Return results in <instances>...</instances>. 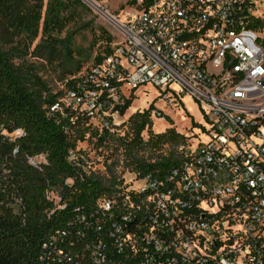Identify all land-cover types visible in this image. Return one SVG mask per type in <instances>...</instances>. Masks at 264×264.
<instances>
[{
  "label": "built area",
  "instance_id": "obj_1",
  "mask_svg": "<svg viewBox=\"0 0 264 264\" xmlns=\"http://www.w3.org/2000/svg\"><path fill=\"white\" fill-rule=\"evenodd\" d=\"M126 2L113 20L120 42L51 112L113 133L124 99L152 87L168 105L192 98L204 138L178 144V164L161 175L129 173L98 203L109 243L93 264H264V16L253 14L264 0ZM151 116L165 120L158 107Z\"/></svg>",
  "mask_w": 264,
  "mask_h": 264
},
{
  "label": "trees",
  "instance_id": "obj_2",
  "mask_svg": "<svg viewBox=\"0 0 264 264\" xmlns=\"http://www.w3.org/2000/svg\"><path fill=\"white\" fill-rule=\"evenodd\" d=\"M70 1L0 0V264H93L98 252L105 253L98 245L101 241L108 245L109 239L104 227L96 229L94 211L123 181L111 177L106 186L101 176L88 173L80 156L76 162L69 160V151L79 154L78 143L87 135L103 146L127 123L130 130L122 141L130 150L143 144H174L176 149L186 143L174 128L151 133L143 141L142 133L153 126L154 102L125 119L113 133L100 132L85 114L71 123V113L51 112L64 93H51L32 66L15 61L19 48L9 45L17 38L32 45L40 36L36 48L42 46L54 30L64 27L62 12ZM112 51L106 48L103 55H96L95 63ZM77 77L66 79L65 91L76 87ZM133 101V94L124 99L119 107L123 117ZM18 130L23 133L15 136ZM40 155L46 160L41 169L29 164L28 157ZM178 162L175 151L153 162L134 157L130 174L161 175Z\"/></svg>",
  "mask_w": 264,
  "mask_h": 264
},
{
  "label": "rangeland",
  "instance_id": "obj_3",
  "mask_svg": "<svg viewBox=\"0 0 264 264\" xmlns=\"http://www.w3.org/2000/svg\"><path fill=\"white\" fill-rule=\"evenodd\" d=\"M47 0H45L46 4ZM62 16L65 17L62 30H54L52 38L42 42L39 38L32 44L18 41L10 46L18 47L15 61L32 66L36 74L48 85L51 93L65 91L66 79L79 76L95 63V57L104 53L106 48L114 49L122 36L114 23V19H124L128 9L126 0H72L66 4ZM253 14L264 16V4L258 3ZM109 38L111 41L109 42ZM148 92L143 88L138 90L131 107L126 112L124 119H128L136 112L146 111L154 102L155 108L165 113V120L153 118L152 128L142 133L143 141L149 136L174 128L177 133L186 137V143L191 145L197 136L195 123H203L202 112L197 103L190 97H184L179 104L168 105L163 101H156L158 91L150 87ZM155 100V101H154ZM130 126H122L120 132L103 146H100L95 137L86 136L85 141L78 143L79 156L87 164L88 173H95L102 177L104 185L110 183L111 177L120 181L132 180L129 175L134 169V157L145 162H153L161 155L175 151L174 144H165L161 147H153L151 144L134 145L131 150L123 144ZM193 133L195 136H191ZM21 135L20 130L14 133ZM39 159V158H38ZM41 160V159H39ZM142 181H137L131 188H137ZM56 199V198H55Z\"/></svg>",
  "mask_w": 264,
  "mask_h": 264
},
{
  "label": "bare ground",
  "instance_id": "obj_4",
  "mask_svg": "<svg viewBox=\"0 0 264 264\" xmlns=\"http://www.w3.org/2000/svg\"><path fill=\"white\" fill-rule=\"evenodd\" d=\"M157 120H162V119H157ZM201 136V138H204V136L203 135H200Z\"/></svg>",
  "mask_w": 264,
  "mask_h": 264
}]
</instances>
